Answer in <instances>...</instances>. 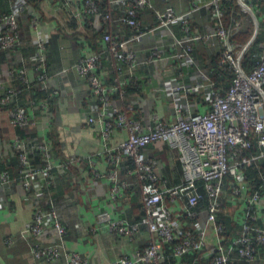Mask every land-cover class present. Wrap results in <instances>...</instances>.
Returning <instances> with one entry per match:
<instances>
[{
  "label": "built area",
  "instance_id": "obj_1",
  "mask_svg": "<svg viewBox=\"0 0 264 264\" xmlns=\"http://www.w3.org/2000/svg\"><path fill=\"white\" fill-rule=\"evenodd\" d=\"M60 3L69 9L71 19L76 23L73 29L78 33H91L90 26L100 27L101 20L111 19L109 11L99 8L98 0H51ZM230 0H192L191 6L185 12L178 13L171 5L156 12L157 22L154 27L143 28L137 13L146 7H153L151 0H110L111 4H125L123 14L113 19L119 24L128 27V33L105 31L103 34L104 47L99 51L80 57L65 70L75 71L91 86L100 105L96 111L88 116L91 123L99 122L102 126V136L109 138L115 128H124L128 136L116 146L107 145L105 158L109 163L106 177L109 180V193L116 199L124 193L130 182L122 179V158L130 157L133 168L128 174L137 175L141 184L143 214L139 219L129 220L125 217L112 218L107 211L97 214V219L104 224L108 231L134 236L142 227H146L155 239L144 247H137L133 256L127 254L119 256L109 264H143L158 263L165 258L162 244H172L171 255L182 257L185 253L204 250L211 257L213 264H231L233 253L238 257L251 260L257 251V245L264 244V226L252 222L264 221V171L260 172V182L256 187L250 186V178L246 168L259 158L264 157V51L258 56L253 69L249 72H240L236 60L240 58L246 47L232 45L231 52L225 48L221 55L229 61L228 69H234V75L225 93L219 90L211 94L210 108L202 113L192 112L187 106H176V118L173 121H164L153 115L149 122L130 118L126 111H132L135 105L128 102L119 111L108 112V104L112 95L118 90L119 84L105 85L98 73L103 60L111 57L117 63L116 69L123 72L127 69L126 80L134 82L133 71L140 64L151 63L163 58L157 45L147 49L145 59H140L137 43L154 31L161 29L169 32L173 37L174 51L172 57L193 62L190 53L193 44L198 41L218 39L226 47V39L230 30L222 21V3ZM256 17L258 7L249 6L246 0H236ZM59 5L56 7L58 8ZM26 0L14 5L9 12H0V51L11 53L21 52L31 46L32 53L21 66L9 65L5 69L6 80L18 77L22 84L30 86L33 80L40 83L41 89L56 94L50 84V71L46 59V40L42 37L31 39L30 29H36L39 18L32 15L28 29L24 28V15L30 10ZM206 8L210 12L209 21L214 27L206 32H197L191 29L190 18L199 10ZM261 9V8H260ZM260 12V11H259ZM264 19V8L261 12ZM85 17L93 20L86 22ZM90 25V26H87ZM182 34H175V27ZM27 27V26H26ZM241 68V67H240ZM31 74L33 77H31ZM212 86V83L208 84ZM166 93H175L179 90L193 91L182 83L159 87ZM123 94V91H122ZM46 99H34L32 95H23L21 88L15 87L0 78V107H8L10 125L26 127L33 124L34 117L31 109L35 106L47 107ZM163 142L172 153L177 154L181 165L179 183L166 185L162 183L159 168L162 163L156 153H150L147 148L150 144ZM256 144L258 153H245ZM12 147L19 150L20 181L24 193L30 195L34 201L32 223L21 233L23 237L31 235L36 238L30 242V251L40 259L54 261L63 257L66 264H96L83 258L79 253L68 250L65 246L67 229L62 223L55 198L46 192L47 186L52 183L51 151L46 143H36L35 139L28 143L25 139L16 137ZM35 149L41 151L44 163L41 166H32L30 152ZM88 161L94 174L98 171L93 167L94 157ZM230 174L233 179L232 197L240 198L243 203V214L240 229L228 237L224 236L226 225L219 221L218 215L224 208V178ZM38 182L35 184V181ZM15 181L12 172L0 167V192L8 191ZM207 200L206 215L200 224L183 229L174 216L175 208L172 204L181 202L186 216L195 222L199 217L198 203ZM172 203V204H171ZM178 208V206H177ZM176 208V209H177ZM51 227L55 240L43 244L37 239ZM212 227L215 242L206 247L208 229ZM193 229V230H192ZM177 240V241H176ZM11 237L5 242L12 243Z\"/></svg>",
  "mask_w": 264,
  "mask_h": 264
},
{
  "label": "crops",
  "instance_id": "obj_2",
  "mask_svg": "<svg viewBox=\"0 0 264 264\" xmlns=\"http://www.w3.org/2000/svg\"><path fill=\"white\" fill-rule=\"evenodd\" d=\"M21 1L23 0H9L10 3L13 2V5L20 4ZM151 2L156 17V12L163 9L155 7L154 0ZM191 3L192 0H176V3L171 6L176 12L182 13L189 9ZM58 5L59 7L56 8ZM111 5L119 10L117 12L121 13L124 10L123 5H117V3ZM261 12L258 8L256 17L251 13L249 15L253 21L251 26V29H254L253 39L260 29ZM31 14L37 15L39 22L36 29H30L29 35L32 40L37 37L46 40L50 84L57 93L49 94L47 107L35 106L31 109L35 122L27 130L36 135V143L37 141L46 143L51 151L54 170L52 171L53 186L50 190L57 202L61 221L67 229L65 246L68 250L75 251L96 264H109L124 254L133 256L137 247L144 246L154 239L153 233L146 227H142L134 236L128 237L108 231L107 227L97 219V214L102 211H107L112 218L125 217L135 220L142 216L143 202L136 179L123 173L122 165L120 177L130 182L129 191L126 190L113 199L109 193L110 182L106 177L109 163L105 158V148L107 145L116 146L128 136V132L124 128H115L105 140L102 136L101 123L88 121V116L96 111L100 102L85 79L75 71L65 69L93 49L89 47L85 35H80L73 30L75 27L72 24L69 9L60 1L39 0L37 7L32 6L25 12L23 18L25 29L29 27L28 16ZM209 18L208 9L203 8L197 11L192 17L191 29L206 32L213 28L215 22L209 21ZM139 19L142 25L148 28L154 27L157 22V18L153 19L146 15H142ZM153 21L155 23L150 25ZM238 24L244 26L246 18ZM90 27L97 28V25L92 24ZM111 27H113L111 31L115 33L127 34L119 26L111 25ZM174 30L176 35L182 34L177 26ZM74 33L78 36H73ZM173 41L174 37L161 29L149 33L137 43L140 59H145L147 49L153 45L160 48L163 58L138 65L133 71L136 83L133 84L134 86L130 85L129 90L127 87L126 92L123 88L127 75L126 67H123V72L118 73L116 72L117 63L111 57L103 60L98 70L100 80L107 86L117 83L123 86L120 87L123 94L115 92L112 95L107 107L108 112L123 109L125 101L128 100L135 105V109L128 112V115L147 123L153 115H157L164 121H173L176 118L175 108L179 104L184 108L189 106L192 112L198 113L210 108L211 94L217 90L214 89V83L207 75V71L196 60H200L198 44H202L209 57L220 55L226 47L215 38L206 42H195L193 53H190L193 62L187 63L172 57ZM22 55L25 54L0 51V78L4 79V83L7 78L6 67L27 61L28 56L22 58ZM221 57L220 64H225L227 59L222 55ZM31 77H33L32 74ZM177 83L194 89L193 91L179 90L172 94L158 89ZM209 83H212V86H209ZM193 92L198 94L196 101H199L196 103L189 99V94ZM16 137H18L17 129L10 125L7 108L0 107V165L12 155V141ZM147 151L149 154L156 153L161 160L159 173L162 183L166 185L179 183L182 172L177 154L172 153L163 142L150 144ZM89 157H94L93 167L98 174H94L88 161ZM123 164H125L124 161ZM37 182L38 180L35 184ZM226 197L227 194H224L225 211L222 214H225L229 223L237 228L242 221L244 203L240 198ZM172 205L175 211L177 206L178 208L182 206L181 202ZM33 206L34 201L30 195L24 193L20 180L13 181L8 191L0 192V264H66L63 257L46 261L35 257L30 251V242L35 241L36 238L31 235L23 237L21 233L32 223ZM199 212L198 219L192 225L200 224L205 218V205L199 208ZM8 237L13 240L10 244L5 242ZM37 240L43 244L53 242L55 235L51 227L49 226L45 234ZM214 242L215 234L211 227L208 229L206 247ZM185 261L181 257L176 258V264H194L185 263ZM250 264H264V247L261 248L256 261Z\"/></svg>",
  "mask_w": 264,
  "mask_h": 264
},
{
  "label": "trees",
  "instance_id": "obj_3",
  "mask_svg": "<svg viewBox=\"0 0 264 264\" xmlns=\"http://www.w3.org/2000/svg\"><path fill=\"white\" fill-rule=\"evenodd\" d=\"M26 1L30 5V7H32V6L37 7V3L39 2V0H26ZM109 1L110 0H98V5H99V8L101 10L110 12V14L112 16L111 19L101 20L100 21V27H97L98 29L97 28L91 29V27H90V30H92V31L89 34H85L81 31H78V33L80 35H85V39L88 41L89 47H91L93 49L92 51H99L104 47L103 34L105 31L113 32V31H111V30H113V27H111V25L119 26V27H121V29L123 31L128 33L129 29L126 25L121 24V23L119 24L118 22L113 20L116 17L121 16V14H123V12H121V13L117 12L119 10L114 9V7H112V5L109 3ZM154 1H155V7H158V9H164L166 6L174 5L176 3V0H162V1L161 0H154ZM246 1L249 4V6H252V5L254 6V4L257 5L258 8H261V11L264 8V0H246ZM117 5H123V9H124V8H126V6L128 4L126 2V5L120 4V3ZM13 6H14L13 2L10 3L9 0H0V12H2V13L11 11ZM152 8L153 7H151V8L146 7L144 9L138 10V13H137L138 17L141 18L142 15H146V17H151V18L155 19L156 18L155 17V10ZM222 9H223L222 21L225 24V26L230 30V42H231V44H233V45L240 44L243 46L247 45L252 40L253 34H254V29H251V26L253 25V21L249 17V15H251L249 13V11L244 9L242 4L236 0H230L229 2H223L222 3ZM32 15L33 14L28 16V19H30L32 17ZM192 17L190 18V23L193 21ZM244 18H246V24L244 26H240L238 24V22L241 23ZM92 20H93L92 17L91 18L85 17L86 22H89ZM154 23H155V21H153L150 25H153ZM72 24L74 27H76V25H77L74 22ZM87 26H90V25H87ZM259 27H260V29L261 28L264 29V19L261 20V25ZM143 28H148V26H143ZM260 29L259 30L257 29L258 30L257 36L252 40L250 45L245 48V50L243 51L241 58H240V67L246 73L253 69L258 56L260 55V53L262 51H264V46H262V43H264V30H260ZM73 36H78V35H76V33H74ZM198 45L200 46V48L198 49V57H200V60L199 59H196V60L198 61L200 66H202L207 71V75L210 77V80L213 81V83H214V86H213L214 89L219 90L221 93H225L230 82H231V79L234 75V72H235L234 69L233 68L230 70L228 69V66H229L228 60H226L227 62L225 64H220L221 58H222L221 54L220 55L216 54L212 57L211 56L209 57L208 54L205 53V50H204L202 44L199 43ZM46 49H47V43H46ZM2 51H5V50H2ZM21 52H23V54H25V55H22V58L27 57V56L29 57L30 54L32 53L31 46L30 45L27 46ZM196 57L197 56H195V58ZM21 65H22V63H18V65L14 64L13 66L19 67ZM48 68H49V66H48ZM116 72H118L117 69H116ZM6 81L9 82L11 85H14L15 87L21 88L23 90V95L30 94L36 100L46 99L48 102L47 98L49 97V94H54V93H52L51 89L48 91L41 89L40 83L37 82L36 80H33L32 83H30L29 87H27L26 84H22L18 77H13V78L8 79ZM135 83L136 82L129 81L128 83L125 84L124 87L119 86L118 91H116L118 93H116V94H119V92L122 93L120 87H123L124 91L126 92L127 87L129 90V88H130L129 86L130 85L134 86L133 84H135ZM262 90H263V94H264V87L262 88ZM196 94L197 93H195V92H193L192 94H189V99L190 100L192 99V101L194 103L199 101V100L196 101V99L198 98V94L197 95ZM125 102L126 103L124 105H126L130 101L127 100ZM5 108H8V107H5ZM132 111H126L127 115H128V112H132ZM128 116L130 118H134V117H131L130 115H128ZM29 127H30V125L26 126V127H22V128L21 127L15 128V129H17V136L22 138V139H25L28 143H30L32 140L36 139V137H35L36 135H34V133L28 132L27 129ZM37 143H39V142L37 141ZM30 153H32V154H30ZM30 153H29V156H30V162H31L32 166L43 165L44 160H43V157L41 155L42 153H41V151H39V149L38 150L35 149V152L32 151ZM245 153H247V154L258 153V148H257L256 144L253 143V146L250 149L246 150ZM123 161L125 162V164H123ZM122 165L124 166L123 173H127L126 171L129 168H133L132 159L130 157H123L122 158ZM0 167L10 170L12 172L14 178H15V181L20 180L19 150L13 147L12 155H10L8 160H5V162L3 161L0 165ZM246 171H247L248 176L250 178V186H252L253 188L256 187L260 182V176H259L260 172L264 171V157L259 158L256 161H254L253 164H251L250 166H248L246 168ZM129 175L133 176L136 179L137 186L139 188V192H141V184H140V181L138 180L137 175H134V174H129ZM224 181H225L224 193L227 194L226 198L232 197L233 196L232 195V188H233L232 176L230 174H227L224 178ZM52 186H53V181L46 188V192L50 196L53 195V194H51V190H50L52 188ZM141 197H142V195H141ZM202 205H205V207H207V200L204 198L199 201L197 208L198 209L201 208ZM174 216L176 217L178 222L181 224L183 229L192 227L193 221L190 220L186 216L185 211H184V209H181V206L176 209ZM139 218H140V216L137 219H139ZM218 219H219V221H222L226 225V230L224 232L225 237H228L230 235H234L241 227V223H240V225H238L237 228H235L234 225H231L228 221L229 219L226 218L225 214L220 213ZM252 223L259 225V226H264V221H262V220H258L256 222H252ZM154 239H155V236H154ZM154 239H152V240H154ZM174 244L175 243H172V244L163 243L162 249H163V252L165 254V258L158 263H146V264H176V258L177 257L171 255V253H170L171 247ZM146 245H144V246H146ZM144 246H140V247H144ZM164 247H165V249H164ZM263 247H264V244L257 245V251L254 255V258L251 260H247L245 258H240V257H238V255L236 253H233L234 259L231 262V264H250V263H253L254 261H256L257 257L259 256V252H260L261 248H263ZM181 258L183 260H186L185 263L191 262L194 264H213V263H211V257L207 256V254L205 253V251L203 249L200 251L185 253L184 255H182Z\"/></svg>",
  "mask_w": 264,
  "mask_h": 264
},
{
  "label": "water",
  "instance_id": "obj_4",
  "mask_svg": "<svg viewBox=\"0 0 264 264\" xmlns=\"http://www.w3.org/2000/svg\"><path fill=\"white\" fill-rule=\"evenodd\" d=\"M226 48L229 52H231L232 46L230 43V35L226 39ZM236 64H237V68L239 69V71L243 72L242 69L240 68V65H239V59L236 60Z\"/></svg>",
  "mask_w": 264,
  "mask_h": 264
},
{
  "label": "clouds",
  "instance_id": "obj_5",
  "mask_svg": "<svg viewBox=\"0 0 264 264\" xmlns=\"http://www.w3.org/2000/svg\"><path fill=\"white\" fill-rule=\"evenodd\" d=\"M231 43V42H230Z\"/></svg>",
  "mask_w": 264,
  "mask_h": 264
}]
</instances>
